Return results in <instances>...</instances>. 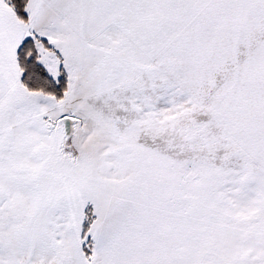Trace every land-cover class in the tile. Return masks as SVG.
I'll return each mask as SVG.
<instances>
[{
  "label": "snow or ice",
  "instance_id": "1",
  "mask_svg": "<svg viewBox=\"0 0 264 264\" xmlns=\"http://www.w3.org/2000/svg\"><path fill=\"white\" fill-rule=\"evenodd\" d=\"M0 264H264V0H0Z\"/></svg>",
  "mask_w": 264,
  "mask_h": 264
}]
</instances>
